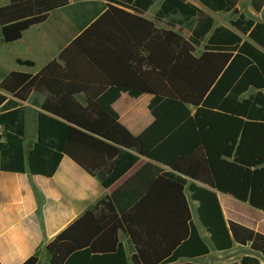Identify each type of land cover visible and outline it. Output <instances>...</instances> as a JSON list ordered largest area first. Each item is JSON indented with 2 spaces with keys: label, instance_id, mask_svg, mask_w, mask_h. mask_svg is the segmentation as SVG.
I'll use <instances>...</instances> for the list:
<instances>
[{
  "label": "trees",
  "instance_id": "trees-1",
  "mask_svg": "<svg viewBox=\"0 0 264 264\" xmlns=\"http://www.w3.org/2000/svg\"><path fill=\"white\" fill-rule=\"evenodd\" d=\"M128 1L106 0L105 11L39 72L13 71L1 81L0 170L51 177L67 156L99 176L103 188L140 156L171 170L146 164L158 173L151 189L165 195L152 200L162 203V212L140 217L137 211L151 198L129 197L126 181L46 244L49 264H200L176 263L209 253L185 190L198 202V220L216 250L236 243L252 251L242 255L241 264H262L255 253L264 257V234L226 220L216 190L264 212V22L240 15L230 28H214L196 55L211 28L207 17L187 37L130 11ZM237 1L200 0L212 10H230ZM68 2L10 0L0 7L3 40H18ZM262 4L251 0L255 10ZM177 13L203 15L185 0H163L157 15ZM118 67L127 71L122 78L129 81L118 80L113 70ZM32 91L45 94L44 111L38 114L37 140L25 157L20 101ZM121 92L152 95L148 110L153 121L137 135L112 106ZM120 228L135 244L131 263L118 239ZM37 261L36 251L22 264Z\"/></svg>",
  "mask_w": 264,
  "mask_h": 264
},
{
  "label": "crops",
  "instance_id": "crops-1",
  "mask_svg": "<svg viewBox=\"0 0 264 264\" xmlns=\"http://www.w3.org/2000/svg\"><path fill=\"white\" fill-rule=\"evenodd\" d=\"M9 1L0 0V7L9 4ZM185 1L198 7L203 15L188 18L178 13L158 16L163 0H129L128 4L133 7L130 11L135 9L144 18L155 21L158 28H173L187 37L192 35L200 18L207 17L212 21L211 28L196 47V55L202 53L203 44L214 28H230L229 22L240 15L264 22V4L259 10H255L251 0H239L230 10H212L200 0ZM106 8V0H69L67 5L52 10L44 22L24 30L21 37L13 42H5L0 29V83L13 71L30 74L39 72L48 62L56 59L59 53ZM260 49L264 52L263 48ZM113 70L121 83L130 80L122 78L127 72L122 67ZM141 70L145 71L146 66L143 65ZM133 81H136L135 77L131 79V82ZM6 95L12 97L10 94ZM78 98L84 101L85 95L80 94ZM151 98L152 95L148 93L133 97L121 92L112 104L119 114L120 121L135 135L153 121V116L148 110ZM44 100V93L32 91L26 100L20 101L25 113L23 142L25 157L37 140V119L38 114L44 111L42 109ZM137 102L141 103L139 107ZM2 134L3 128L0 126V137ZM146 164L157 166L163 171H171L162 164L140 156L117 181L103 188L99 176L90 175L67 156L62 157L51 177L31 175L28 171L19 174L0 170V264H22L36 251L38 252L36 264H49L46 244L99 199L111 195L126 181L129 197L136 194L138 199L145 196L151 198L137 211L140 217L149 218L147 214L162 212V203L158 204V201L152 199H162L165 194L151 189L158 173ZM191 181L193 180L188 178V183ZM216 194L226 220L238 222L264 234L263 211L229 194L217 190ZM185 195L192 220L199 235L209 247V253L195 258H179L176 263L209 264L211 256L216 255L217 259L212 264H241L240 259L245 254L242 249L247 247L235 243L229 250H216L210 241L209 233L198 220L196 214L198 202L190 198L188 190H185ZM161 232L165 233L166 230L161 229ZM118 239L125 249L127 260L131 263V257L136 251L135 244L123 228L118 229ZM226 255L230 256L225 257ZM261 263L264 264V261L261 260Z\"/></svg>",
  "mask_w": 264,
  "mask_h": 264
},
{
  "label": "water",
  "instance_id": "water-1",
  "mask_svg": "<svg viewBox=\"0 0 264 264\" xmlns=\"http://www.w3.org/2000/svg\"><path fill=\"white\" fill-rule=\"evenodd\" d=\"M242 251H243L245 254H250V253H252V251H251L250 249H242ZM255 255L264 261V257H262L258 252H256ZM229 256H230V255H226L225 257H229ZM225 257H224V258H225ZM216 259H217V256H216V255H212L209 264H212L213 261H215Z\"/></svg>",
  "mask_w": 264,
  "mask_h": 264
},
{
  "label": "rangeland",
  "instance_id": "rangeland-1",
  "mask_svg": "<svg viewBox=\"0 0 264 264\" xmlns=\"http://www.w3.org/2000/svg\"><path fill=\"white\" fill-rule=\"evenodd\" d=\"M172 17V16H171ZM138 103V106L137 107H139L140 105H141V103L140 102H137Z\"/></svg>",
  "mask_w": 264,
  "mask_h": 264
}]
</instances>
